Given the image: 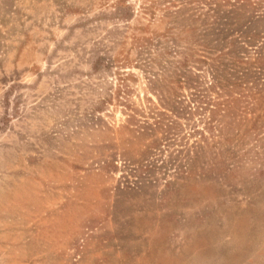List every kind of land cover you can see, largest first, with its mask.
Listing matches in <instances>:
<instances>
[{
  "label": "rangeland",
  "instance_id": "rangeland-1",
  "mask_svg": "<svg viewBox=\"0 0 264 264\" xmlns=\"http://www.w3.org/2000/svg\"><path fill=\"white\" fill-rule=\"evenodd\" d=\"M115 2L0 0V264H264V112L210 132L162 107L157 126L176 68L133 36L166 23L139 30ZM194 122L209 145L196 134L198 157H178Z\"/></svg>",
  "mask_w": 264,
  "mask_h": 264
},
{
  "label": "trees",
  "instance_id": "trees-1",
  "mask_svg": "<svg viewBox=\"0 0 264 264\" xmlns=\"http://www.w3.org/2000/svg\"><path fill=\"white\" fill-rule=\"evenodd\" d=\"M115 3L116 17L125 22L138 18L142 23L137 26L139 30L147 27L145 21L148 24L166 23L162 33L133 36L134 46L141 50L139 53L155 47L157 55L154 59L160 57L176 68L174 78L165 73L161 79L165 83L158 89L161 91L159 103L151 98L148 100L154 103L149 109L157 126L166 119L162 107L177 113L178 117L181 114L188 125L194 121L196 112L204 114L201 122L206 124L204 130L210 132H222L245 123L250 115H255V120L261 117L264 112V0H143L138 10L130 0H116ZM234 31H239L240 36L232 38ZM202 73L211 74L213 81H204L206 75H199ZM186 79L196 90L192 94L193 101H188L187 105L173 99L177 95L173 82L182 87ZM121 91L119 89L117 93V100L131 108L134 114L128 115L129 123L136 122L137 126L138 114L142 111L138 108L135 111ZM112 100V97L105 98L103 105ZM170 122L171 128L185 125L177 119ZM193 130L189 136L180 138L178 157H198L199 149L204 147L199 146L198 140H191L196 134L209 145V136L196 129V123ZM158 144L155 141L153 147Z\"/></svg>",
  "mask_w": 264,
  "mask_h": 264
}]
</instances>
